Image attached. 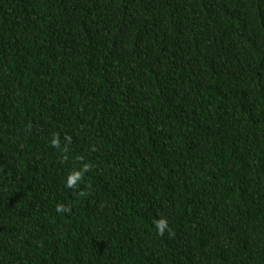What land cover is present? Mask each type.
Instances as JSON below:
<instances>
[{
    "label": "trees",
    "instance_id": "16d2710c",
    "mask_svg": "<svg viewBox=\"0 0 264 264\" xmlns=\"http://www.w3.org/2000/svg\"><path fill=\"white\" fill-rule=\"evenodd\" d=\"M0 264H264V0H0Z\"/></svg>",
    "mask_w": 264,
    "mask_h": 264
}]
</instances>
